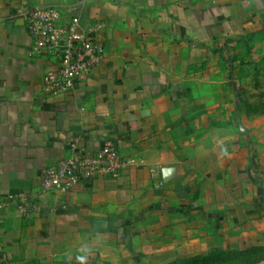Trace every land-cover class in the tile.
<instances>
[{"label":"crops","instance_id":"1","mask_svg":"<svg viewBox=\"0 0 264 264\" xmlns=\"http://www.w3.org/2000/svg\"><path fill=\"white\" fill-rule=\"evenodd\" d=\"M21 6L102 24L103 62L73 91L43 93L52 62L31 56ZM255 38L264 0H0V200L36 192L76 137L137 159L46 194L32 219L0 209L11 263L173 264L264 245V176L222 64L223 49Z\"/></svg>","mask_w":264,"mask_h":264},{"label":"built area","instance_id":"2","mask_svg":"<svg viewBox=\"0 0 264 264\" xmlns=\"http://www.w3.org/2000/svg\"><path fill=\"white\" fill-rule=\"evenodd\" d=\"M32 44L30 54L52 62L42 80V89L50 99L73 91L97 69L104 59V44L97 39L102 24L84 27L79 17L65 19L56 7L21 6ZM79 137L69 143L70 156L46 166L36 192L9 194L0 200V209L13 208L22 218L32 219L44 208L43 197L50 192H71L98 179L117 178L137 159H125L113 139L103 142L98 151H90ZM155 172L151 177L154 178ZM163 186L162 182L155 188ZM0 264H12L9 254L0 250Z\"/></svg>","mask_w":264,"mask_h":264},{"label":"rangeland","instance_id":"3","mask_svg":"<svg viewBox=\"0 0 264 264\" xmlns=\"http://www.w3.org/2000/svg\"><path fill=\"white\" fill-rule=\"evenodd\" d=\"M222 52L226 55L222 62L224 68L231 70L227 79L237 88L239 131L249 132L253 137V171L257 176H264V40H246L229 45ZM257 260H237L227 264H264V260Z\"/></svg>","mask_w":264,"mask_h":264},{"label":"trees","instance_id":"4","mask_svg":"<svg viewBox=\"0 0 264 264\" xmlns=\"http://www.w3.org/2000/svg\"><path fill=\"white\" fill-rule=\"evenodd\" d=\"M255 259H258V262L264 260V245L253 246L242 251L213 253L190 262L173 264H227L231 261L242 260L247 262Z\"/></svg>","mask_w":264,"mask_h":264}]
</instances>
